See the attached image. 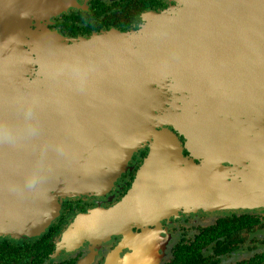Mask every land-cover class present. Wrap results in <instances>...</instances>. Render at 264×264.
Wrapping results in <instances>:
<instances>
[{
	"label": "water",
	"instance_id": "1",
	"mask_svg": "<svg viewBox=\"0 0 264 264\" xmlns=\"http://www.w3.org/2000/svg\"><path fill=\"white\" fill-rule=\"evenodd\" d=\"M181 4L139 33L70 41L33 29L66 0H0V236H41L60 197L107 194L151 139L134 189L84 229L133 241L185 205L264 200V0ZM226 162L251 172L231 180Z\"/></svg>",
	"mask_w": 264,
	"mask_h": 264
},
{
	"label": "flooded vegetation",
	"instance_id": "2",
	"mask_svg": "<svg viewBox=\"0 0 264 264\" xmlns=\"http://www.w3.org/2000/svg\"><path fill=\"white\" fill-rule=\"evenodd\" d=\"M181 2L66 0V10L50 19L35 20L33 29L43 27L70 41L90 40L115 32L139 33L149 18L181 7ZM177 135L184 157L203 167L204 154L195 156L187 137ZM154 143L151 139L142 144L107 194L60 197L61 214L41 236L21 241L0 236V264H264V200L254 207L227 210L185 205L169 211L160 220L133 226V241L116 234L109 242H103L105 246L95 242L91 234L75 232L84 228L83 220L88 221L102 210H111L129 195ZM246 148L250 149L251 145ZM250 165L248 162L239 167L226 162L223 167L233 180L239 170L250 173Z\"/></svg>",
	"mask_w": 264,
	"mask_h": 264
},
{
	"label": "rangeland",
	"instance_id": "3",
	"mask_svg": "<svg viewBox=\"0 0 264 264\" xmlns=\"http://www.w3.org/2000/svg\"><path fill=\"white\" fill-rule=\"evenodd\" d=\"M60 214H61V209H60ZM83 222L85 224V222H87V221L83 220ZM84 228H86L85 225H84ZM84 228L80 227L79 229H76L75 232H80L81 231V232H84V233H87V234H91L92 237H93V240H95V242H102V243L103 242H109L116 235L115 233H110V234L103 233L98 228H95V229H92V230H85ZM5 237H10V236H5ZM66 237L67 236H65L64 238H66ZM10 238H13V239L18 240V241H21L23 239H31V237L30 238L23 237V238H20V239L19 238H15V237H10ZM32 238H34V237H32ZM78 238H80V237L78 236ZM105 245H106V243L105 244L103 243V246H105ZM86 261L88 263V260H86Z\"/></svg>",
	"mask_w": 264,
	"mask_h": 264
}]
</instances>
